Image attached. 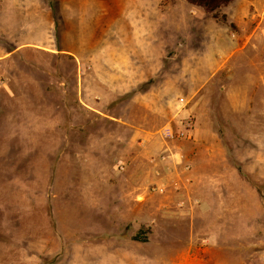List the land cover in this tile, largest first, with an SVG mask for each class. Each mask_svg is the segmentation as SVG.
I'll use <instances>...</instances> for the list:
<instances>
[{"label":"rangeland","instance_id":"1","mask_svg":"<svg viewBox=\"0 0 264 264\" xmlns=\"http://www.w3.org/2000/svg\"><path fill=\"white\" fill-rule=\"evenodd\" d=\"M115 244L264 264V0H0V264Z\"/></svg>","mask_w":264,"mask_h":264},{"label":"built area","instance_id":"2","mask_svg":"<svg viewBox=\"0 0 264 264\" xmlns=\"http://www.w3.org/2000/svg\"><path fill=\"white\" fill-rule=\"evenodd\" d=\"M192 128H193V119L188 118L182 123V129H177L173 127L171 124H168L161 131V134L169 139L183 138L191 133ZM153 189L159 192H163L164 187L157 186V187H153Z\"/></svg>","mask_w":264,"mask_h":264},{"label":"trees","instance_id":"3","mask_svg":"<svg viewBox=\"0 0 264 264\" xmlns=\"http://www.w3.org/2000/svg\"><path fill=\"white\" fill-rule=\"evenodd\" d=\"M188 3L200 7L204 12L215 14L222 6H226L231 0H187ZM135 239H138V237ZM140 240V239H139Z\"/></svg>","mask_w":264,"mask_h":264},{"label":"crops","instance_id":"4","mask_svg":"<svg viewBox=\"0 0 264 264\" xmlns=\"http://www.w3.org/2000/svg\"><path fill=\"white\" fill-rule=\"evenodd\" d=\"M123 248H124V244L121 245V247L118 244H115L113 250L111 248V250L108 251V257L107 258H103L102 260L97 261L94 264H124L125 260L120 259V256L117 253L120 250H122ZM94 250L98 252L99 250H102V249L101 248H95ZM74 262L75 261H72V262H70V264H82V263H74ZM135 262H136V260H133L134 264H135Z\"/></svg>","mask_w":264,"mask_h":264}]
</instances>
